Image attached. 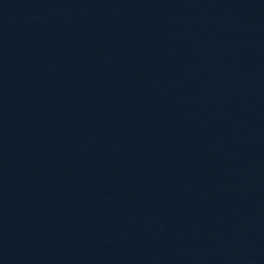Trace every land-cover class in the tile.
<instances>
[{
	"label": "water",
	"instance_id": "95a60500",
	"mask_svg": "<svg viewBox=\"0 0 264 264\" xmlns=\"http://www.w3.org/2000/svg\"><path fill=\"white\" fill-rule=\"evenodd\" d=\"M0 264H264V0H0Z\"/></svg>",
	"mask_w": 264,
	"mask_h": 264
}]
</instances>
